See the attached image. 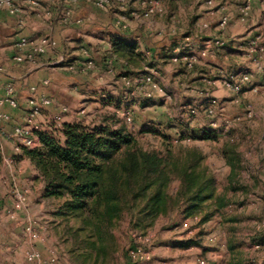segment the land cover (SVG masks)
I'll return each mask as SVG.
<instances>
[{"label": "rangeland", "instance_id": "obj_1", "mask_svg": "<svg viewBox=\"0 0 264 264\" xmlns=\"http://www.w3.org/2000/svg\"><path fill=\"white\" fill-rule=\"evenodd\" d=\"M25 1L27 0H21V3ZM138 1L137 7L140 9H132L134 3ZM151 1L160 2L164 9L162 15L148 16L146 14V6L150 5ZM209 1H213V7L220 10L215 17L209 13L211 8ZM243 4H236L232 0H127L124 10L117 12L123 11L118 17H125L127 23L136 21L137 26L133 29L144 33L147 39L159 36L164 41L168 39V36L178 40L190 37L189 43L193 40L200 41V43L206 41L212 43L220 39L226 45L237 43V48L246 49L245 43L250 38L261 37L264 42V28L249 34L252 30L254 31V22L258 23V20L262 19L264 22V7L254 11L253 6L251 17L244 21L240 15ZM41 6L46 8L48 5L43 3ZM113 6L117 8L119 5L112 3L109 8L112 9ZM224 15L230 18L229 24L225 27L220 25ZM43 16L37 18V21H47ZM174 16H176L174 21L169 24L170 18ZM204 23H207L209 27L203 28ZM262 26L264 27V24L260 25ZM247 35L252 36L243 39ZM170 44L169 41L164 45ZM99 45H91L92 58L97 69L86 74L80 70L71 72L66 69H56L53 72L55 73L53 80L60 78L66 83V91L61 100L58 101L51 96L57 104L68 107L69 113L65 119L69 117L70 121L82 123L91 128L103 125L124 127L136 137L140 148L144 150L165 154L170 148L174 154L180 155L188 148L199 149L205 156L203 166L215 179L217 193L223 197V204L226 202L225 206L220 210L204 206L203 212L212 213L213 223L210 224L211 219L205 223L201 222L206 213L197 215V218L187 215L184 204H176L167 214L148 219L140 213L143 203L130 202L112 227L102 228L101 241L94 229L84 225L82 219L67 220L58 216L61 201L45 199L43 197L44 188L42 191L35 190V198L30 204L33 185L21 182L22 171L19 169L21 166L18 167V163L25 159L23 151L17 152V155H5L14 160L15 171L11 172L2 159L0 163V264H31L27 262L26 255L35 243L26 239L24 220L27 219V214L32 216L30 221L37 225L41 232V240L43 239L47 244L45 251L48 253L50 250L55 251L63 264H121L133 244L134 236L137 237L140 234L153 235V255L154 251L159 248L155 254V257L159 259L156 264H186L184 261L192 258L194 262L200 258L206 264H216L213 255L221 257L220 264H264V242L261 246L259 245L261 242H257L254 247L248 244L249 238L259 237V233L263 232L261 228L263 223L260 221L264 220V90L249 96L240 95L242 102L236 104L232 91L221 84L210 86L207 82L214 76L213 72L216 69L230 71L229 66L223 62L224 56L215 52V57L211 59L218 64L209 63V59L204 58L195 69L181 73L178 69L179 65L173 63L168 65L165 61L166 57L160 55L149 59L151 63L153 61L158 63L154 64L159 66L158 69H150L157 72L156 82L160 89L151 91V100L144 102L142 100L141 103L131 100V105L124 107V110H129L133 116V122L127 123L116 112L119 107L112 103L116 102L118 97H122L121 93H128L131 87L124 79H120L118 75L120 70L116 69V73H111L105 67L109 59L106 55L107 50L103 48V45H100L102 49H99ZM227 50L225 53L228 52ZM235 59L248 63L247 59L238 56H235ZM205 64H208L209 68L203 71L202 76H199L201 70L198 67ZM250 68L254 70V81L256 74L263 66L261 63V69L256 66H250ZM196 78L203 82L204 87L198 86L197 88L193 84ZM27 86L29 87L28 84ZM191 99L203 101V109H200V106L187 105L189 103L183 104ZM212 99L219 102L217 116L220 120H233L241 117V124L235 125L226 134L223 129L212 130L208 125L206 113ZM51 110L52 113L47 110L40 118L41 131H49L59 137L60 130L56 129L51 122L52 114L57 107ZM82 110L86 113L82 114ZM200 112L206 117V121L198 119ZM171 116H177L176 125L178 127H176L177 132L172 131L170 132L172 134H168L171 122L167 119ZM147 130L155 132H146ZM175 135H178V138H174ZM164 136H167L169 140ZM229 137L239 138L235 143H231ZM188 138L191 141H187ZM233 146L239 152L240 178L232 186L230 181L229 184L227 182L229 167L228 158L224 152ZM243 148L245 149L242 150ZM4 150L6 152L5 146ZM257 179L262 183L259 193L254 191L256 186L250 187L247 182L248 180L257 181ZM16 186L30 189L29 203L24 211L16 213V217L12 218L11 210L16 200ZM178 188L179 182L173 181L169 189L173 198L176 197ZM227 210L241 212L237 214L240 217L238 222L240 226L238 225L235 232H232L234 234H229L225 226L231 222L225 219L229 215ZM54 216H58L59 222ZM231 236L235 239L233 242L237 247L235 251L230 247L229 238ZM188 240L198 244L192 246V250L187 253L183 252L184 248L179 244ZM94 241L99 247L104 248L100 254L88 245L89 242Z\"/></svg>", "mask_w": 264, "mask_h": 264}, {"label": "trees", "instance_id": "obj_2", "mask_svg": "<svg viewBox=\"0 0 264 264\" xmlns=\"http://www.w3.org/2000/svg\"><path fill=\"white\" fill-rule=\"evenodd\" d=\"M112 43L120 78L155 67L147 60V55L139 51L138 42L114 35ZM65 55L68 63H75L80 57H72V51ZM147 100L151 98H144L143 102ZM112 104L120 107L121 98ZM35 134L39 145L33 149L24 148L23 157L42 178L44 197L61 201L58 216L67 220L82 219L101 241L102 228L112 227L130 202L143 203L140 213L148 219L167 214L176 204H184L189 216L206 213L202 223L212 216V213L203 212L205 207L220 210L225 206L223 197L217 193L215 179L203 166L205 156L197 148L185 149L180 155L174 154L170 148L165 154L144 150L124 127L103 125L91 128L78 122L65 123L59 137L49 131ZM224 153L232 168L229 180L233 184L239 170V152L233 146ZM2 159L0 143V163ZM175 180L179 182V188L173 198L169 189ZM197 244L188 240L179 246L190 249ZM88 245L99 254L104 249L95 241Z\"/></svg>", "mask_w": 264, "mask_h": 264}, {"label": "crops", "instance_id": "obj_3", "mask_svg": "<svg viewBox=\"0 0 264 264\" xmlns=\"http://www.w3.org/2000/svg\"><path fill=\"white\" fill-rule=\"evenodd\" d=\"M232 2L236 4H243L245 0H232ZM23 4L25 6L24 7L25 12L24 15H22L21 17L24 19L25 25L24 28L22 29H19L17 26L18 19L21 17L11 15L8 10H0V96L4 95V86L11 78L14 80L16 84L17 87L16 96L20 105L18 109H12L8 105H4L0 108L1 113L9 115L11 118L9 122L0 121V140L2 144L3 155H17V152H22L24 149L23 147H19L18 141L12 137V133L14 131L15 125H21L25 123V115L28 111V99L30 97L29 88L31 85L39 83L42 80L49 79L52 84H50V86L46 89L47 94L49 96L55 97L58 101L61 100V98H63L62 96L66 91L65 81L60 78L53 80V77L55 75V73L53 72L56 71V69H63V68L54 66L51 63V61L56 59V57H58L59 55L65 53L67 54L70 51H72L71 56L72 57L76 56L75 58H78L81 53L80 48L87 47L92 51L91 45L100 44L101 46L103 45V48L107 50L106 55L108 56V58L113 57L114 55L112 52V45H113L112 40L115 35V36L123 37L125 40L129 42H138L139 51L147 55L148 61L153 57H158L161 55V57H166L167 60L165 61L168 63V65H172L171 63L173 62L170 57H172V55L175 54L176 51L181 50V51L198 52L201 49L205 48V46L209 43V41L200 43V41H196V40H193L192 43H189L191 39L190 37H184L183 39L178 40L174 37L168 36V39L164 41L159 36H155L147 39L144 33L139 32L137 29H133L134 26H137L136 21H132V23H127L128 27L126 29H122L115 25V20L118 17V15H120L119 13L120 12L123 13V11H120L119 13L117 12L118 10H123L120 9L119 6L117 8L113 6L116 9L109 8L106 11H99L91 4L82 3L74 8V18L83 20V24L63 25L60 22V20L58 19L56 20V18L49 19V17L46 16L44 6H41L40 8L39 7L36 8L31 6L27 1H25V3ZM137 4H139V1L137 3H134L132 9L139 10L140 8L137 7ZM253 6L255 9L254 11H257V9L264 7V0H255ZM116 12L118 14H116ZM42 15H44L43 17L47 21L44 22L37 21V18H42L41 17ZM175 17L176 16L170 18L169 24L172 23V21H174ZM263 24H264L263 19L258 20V23L254 22L253 24V28L255 27L254 31L252 30L249 34H252L258 29L264 28L263 26L260 27V25ZM22 34L28 36H37L39 34L42 35L46 34L52 36L54 39L58 41L59 44L58 49L54 52H50L47 56L43 58V62L45 63L43 67L38 68V67L29 66L25 68L22 66L15 65L11 61L15 41L19 37V35ZM251 36L252 35H247L243 37V39L250 38ZM169 41L171 44L165 46L164 44L169 43ZM101 46L99 47V49H102ZM164 46L165 47L168 46V47L164 49L165 48ZM226 50L228 51L227 53H225ZM215 52L218 55L224 56L225 59L223 60V62L224 64L229 66L228 69L230 71H240L242 69H246L247 67L250 68V66L251 67L255 66L252 60L249 59L250 57L248 56L246 49H243L241 47L237 48V43L228 44L222 48L213 46L210 50L209 56L207 57V59H209V63L211 62L213 64H218L211 59V57L212 58L215 57ZM235 56L241 57L243 59H247L248 60L247 62L250 64L236 60ZM153 63L156 65L157 62L153 61ZM182 66L180 65L178 66L179 67L178 69L181 71V73L187 72L188 70L184 66L183 67ZM262 66L263 68L259 70L258 73L256 74V80L253 81V85L251 87H247L241 95L249 96L251 94H256L264 90V56L262 57ZM155 68L158 69L159 66H155L154 69ZM208 68H209L208 64L199 66L198 69L201 70L199 76H202L203 71H206ZM149 69L150 68H146L145 71H143L142 73L132 74L129 77L135 75H143ZM123 78L121 77L120 79L123 80ZM27 84L29 85V87L27 86ZM193 84L196 85L197 88L198 86L204 87L203 82L201 80H198V78H196V81ZM253 86H258L259 92H254L252 88ZM233 95L235 96L236 99L237 96L234 93ZM120 96L122 97H118V98H121V106L118 108V110H116L117 113L124 110L125 106L131 105L130 104L131 100H135L137 103H141L142 100L145 98L142 94V89L137 87L131 88L128 93L127 92L121 93ZM188 101L183 102V104L189 103L187 105L200 106V109H203L204 107V103H202L203 101H200L198 99H191ZM144 106H146V104ZM51 109L53 108L48 109L49 113L50 112L52 113ZM176 119L177 116L176 117L171 116L167 119L168 122H171V124L169 125L170 127L168 128L167 131L168 134H172L170 133L172 131L177 132L176 127H178V125H176ZM198 119L202 121L207 120L202 112H200ZM65 123H73V122L70 121L68 117L65 119ZM193 132H196V130H193ZM34 138L36 139L37 142H39V138L36 134L34 135ZM174 138H178V135H175ZM4 146L6 147V152L4 150ZM248 148L249 147H247V149ZM244 149L245 148H243L242 150ZM19 166H21V168L19 169H21L20 171H22L21 182L23 184H26L27 179H30L31 180L30 184L33 185V191L30 197V204H31V201L33 200V198H35L36 195L35 190L39 189L42 191L44 188V184L42 182V178L39 177L38 171L35 169V167L31 164V162L28 159L25 158L24 160H22V162L18 163V167ZM228 167H229V172H228L227 182L229 184L230 181L229 179L231 178V174H232V168L229 164ZM239 171L240 169L236 171V176L232 185H235L236 181L239 180L240 178ZM249 177L251 176L249 175ZM247 182H249L250 187L253 185L256 186L255 188L256 190L254 189V191H257L258 193L260 192L261 190L260 186L262 185V183L259 182L258 179L257 181L248 180ZM45 199H49V198H45ZM229 207L232 208V206L230 205ZM239 213L241 212H236L232 210L228 211L229 214L227 216L228 218L225 219H227V222L229 221L231 222L227 223L225 226L227 227V231L229 232V234L235 232V229L240 224L238 223L240 217L237 215ZM26 217L27 219L24 220L25 230L32 224V222L30 221L31 220L30 217L32 216L30 214H27ZM54 217L56 218L55 220L59 222L58 216H54ZM212 220L213 218H211L209 222L210 224L213 223ZM260 222L263 223L261 225L263 232L259 233V237L249 238L250 241L248 242V244L253 247L254 244L257 242H261V243L264 242V220H261ZM25 235H26V239L29 240L26 231H25ZM229 242H230V247L234 251L237 250L235 243L233 244V242H235V239L232 236L229 238ZM34 243H35L34 246H31L30 250L32 249H36L38 251L41 250L40 252L42 253V255L45 258H47L49 256V253L48 251H45V247H47L45 241L42 239L40 240V243L39 241ZM167 248L169 249V247ZM157 249L156 251H154V255L151 260L153 264H156L157 261L159 260L158 258L155 257V254H157ZM183 250H184L183 252L188 253L190 250H192V248L183 249ZM220 258L221 257L219 255H213V260H215L216 264H220L221 261ZM194 261H195L194 258H192L185 260L184 262H186V264H196V262Z\"/></svg>", "mask_w": 264, "mask_h": 264}, {"label": "built area", "instance_id": "obj_4", "mask_svg": "<svg viewBox=\"0 0 264 264\" xmlns=\"http://www.w3.org/2000/svg\"><path fill=\"white\" fill-rule=\"evenodd\" d=\"M24 1V0H23ZM255 0H245L243 6L240 9V15L242 20H247L251 17ZM27 2L33 7H41L43 3L48 6L45 8L46 16L49 19L60 20L63 25H82L83 20L74 18V8L82 3L91 4L99 11H106L112 3L118 4L123 10L127 4V0H27ZM213 1H209L210 15L212 17L217 16L220 10H216L213 7ZM24 4L21 0H0V10H8L13 16L21 17L24 15ZM30 12V10H29ZM164 9L160 2H152L146 6V14L153 16L156 14H163ZM230 18L224 15L221 18L220 25L225 27L229 24ZM25 21L21 17L18 19V28H24ZM115 25L126 29L128 27L125 17H117ZM203 28H208V24H202ZM260 39V40H259ZM226 43L223 40L217 39L215 42L208 43L205 48L198 52L190 51H176L173 54L171 60L174 64L183 65L187 70L195 69L201 60L209 56L210 50L213 46L225 47ZM58 41L50 35L39 34L37 36L19 35L14 44V50L11 57L13 64L17 66H30V67H43V58L50 52H54L58 49ZM248 56L253 61L254 65L261 69L262 57L264 56V42L261 37L256 39H248L245 43ZM211 47V48H210ZM51 63L54 66L66 69L68 71L80 70L86 74L95 69L97 65L92 58V51L87 48H81L79 59L75 63H68V59L65 54H61ZM105 67L111 72L116 73V59L110 57ZM157 72L154 69H149L143 75H135L132 77H124V81L131 88L137 87L142 89V94L145 98H151V91L160 89V86L156 82ZM214 76L210 78L208 84L215 86L221 84L226 89L232 91L237 97L235 99L236 104H241V98L239 97L247 87L253 85V70L251 68L242 69L240 71H224L222 69H216L213 72ZM51 81L49 79L42 80L39 83L31 85L29 88L30 97L28 99V111L25 115V123L21 125H15L12 137L18 141L19 147L33 149L37 147V141L34 138L36 132L41 131L40 118L45 111L50 108L57 107V110L52 114L51 122L58 130H62L65 124V116L69 113L67 106L59 105L57 102L47 94L46 89L50 86ZM147 88V89H146ZM254 92H259L258 86H253ZM17 87L13 79L4 86V95L0 96V108L4 105H8L12 109H18L20 107L17 99ZM219 102L216 99H212L206 109L208 117V125L212 130H224V133L230 132L235 125H240L242 122L241 117H237L233 120L225 119L220 120L218 114ZM82 114L86 111L82 110ZM195 114V112L193 111ZM118 115L123 117L127 123L133 122L132 113L129 110H122L118 112ZM11 120L10 116L0 112V121ZM231 141L236 142L239 137H229ZM237 138V139H236ZM187 141H191L190 138ZM178 142V141H176ZM1 143V140H0ZM2 148V144H1ZM5 166L12 172L14 169V160L3 155ZM12 177L15 176L12 174ZM27 183L30 184L31 180L27 179ZM16 189V200L14 201L12 208V218L16 217V213L24 211L28 207L29 203V188ZM197 218V217H196ZM26 234L28 238L37 242L41 240V232L37 225L32 223L27 229ZM261 246V245H260ZM154 247V237L151 234H140L137 237L134 236L133 244L127 251L126 259L121 264H149L153 258L152 249ZM259 247V246H258ZM28 263L31 264H63L60 258L56 255L55 251L50 250L49 256L45 258L42 253L36 249H32L26 255ZM197 264H206L203 259H198Z\"/></svg>", "mask_w": 264, "mask_h": 264}]
</instances>
